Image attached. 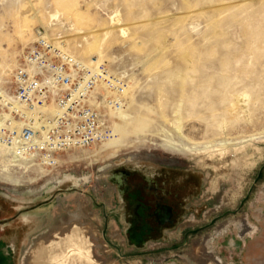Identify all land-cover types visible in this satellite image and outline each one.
<instances>
[{
	"label": "rangeland",
	"instance_id": "rangeland-1",
	"mask_svg": "<svg viewBox=\"0 0 264 264\" xmlns=\"http://www.w3.org/2000/svg\"><path fill=\"white\" fill-rule=\"evenodd\" d=\"M55 11L59 16L52 19ZM38 33L85 62L99 57L87 50V41L93 42L102 51L100 64L128 79L130 121L105 143L58 154L54 167L35 160L42 169L10 167L15 182L0 174L4 196L45 202L33 212L35 227L23 241L21 264L55 226L52 217L61 216L60 227L69 233L74 221L88 230L103 264H201L203 242L222 264H264V0H0L1 88L9 86ZM2 64L8 65L4 73ZM242 89L251 91V105L235 118L225 110ZM178 117L182 134L175 128ZM222 119L228 122L223 133L216 129ZM218 140L229 141L228 148L169 150L172 142L201 149ZM129 159L190 169L204 181L174 236L141 255H131L134 250L113 236L118 226L105 177L108 167ZM77 196L85 201L82 208ZM65 198L67 212L56 217ZM243 216L252 230L241 236L234 220ZM38 258L48 264L44 251Z\"/></svg>",
	"mask_w": 264,
	"mask_h": 264
},
{
	"label": "built area",
	"instance_id": "built-area-1",
	"mask_svg": "<svg viewBox=\"0 0 264 264\" xmlns=\"http://www.w3.org/2000/svg\"><path fill=\"white\" fill-rule=\"evenodd\" d=\"M127 86L125 75L104 64L91 66L38 33L9 86L0 88V146L54 167L58 154L111 136L95 102L100 96L109 107H122Z\"/></svg>",
	"mask_w": 264,
	"mask_h": 264
},
{
	"label": "flooded vegetation",
	"instance_id": "flooded-vegetation-1",
	"mask_svg": "<svg viewBox=\"0 0 264 264\" xmlns=\"http://www.w3.org/2000/svg\"><path fill=\"white\" fill-rule=\"evenodd\" d=\"M105 177L113 194L111 211L118 226H113L117 230L113 236L134 250L131 255L149 253L150 246L169 241L192 209L204 182L201 174L190 169L134 159L111 165ZM42 203L10 199L0 193V264H21L23 241L34 229L33 212ZM52 218L55 226L29 250L22 264H41L32 252L52 242L48 234L61 226Z\"/></svg>",
	"mask_w": 264,
	"mask_h": 264
},
{
	"label": "bare ground",
	"instance_id": "bare-ground-1",
	"mask_svg": "<svg viewBox=\"0 0 264 264\" xmlns=\"http://www.w3.org/2000/svg\"><path fill=\"white\" fill-rule=\"evenodd\" d=\"M58 13H59V11H55L54 13L50 14V17L52 19H55L59 16ZM113 18H114V16H111V18H110L112 22H113ZM43 36L48 38L46 35H43ZM49 40L53 41L51 39H49ZM253 40H255V39H253ZM256 40H258V39L256 38ZM54 43L66 51V48L64 46H61L62 45L61 42H58V43L54 42ZM87 44H88L87 50L95 51L99 55V57L96 58L93 55L88 59V61L86 63L91 65V66L99 65L101 63L102 51L100 49H97L96 47H94L93 42L89 43L87 41ZM250 61H251V59H250ZM7 68H8V65H3V64L1 65V71L3 73L6 71ZM128 87L129 86H127V88L125 89V91L123 93L124 104L122 105V107L111 108L107 104L104 103L103 98L100 96H98L97 100L96 99L93 100V102H95V100H96L95 104L98 106V108L100 110H103V112H105L104 116L107 119L108 126L111 129V137H112V132L113 133L118 132L121 129V127H123L125 125V123L127 121H130L129 117H128L129 114L125 111V106H126L125 94L128 91ZM244 88H246V87H244ZM250 92L251 91H247L246 89H242L241 91L239 90V91L235 92L233 95H231V99H230L231 104L227 106V109L225 111L226 112L229 111V114L233 115L235 118L240 117L241 114L244 115L246 112L248 113V109L250 108V105H251L249 102V93ZM98 94H99V92H98ZM223 100H226V99L224 98ZM213 116H215V115L213 114ZM246 118L250 119L248 114L246 115ZM111 120H112V122H111ZM179 120H180V117H178L176 120V121H178V124L175 126V128L179 131V133H181V125L179 123ZM215 120L216 119H214L213 121H215ZM112 123H113L114 128L112 127ZM227 123L228 122L226 119H222V120L218 121L216 123V129L220 130V132L222 131V133H223V129L226 127ZM213 132L214 131H212V133ZM214 134H215V132H214ZM262 134H263V132H262ZM250 136H252V135H250ZM111 137L107 138L102 143H105L106 141L110 140ZM254 138L256 139L259 137L252 136L251 139H254ZM214 142L215 143L209 142V144H211L210 146H202L201 149L191 147L188 144L183 143V142H181L180 144H177V143L175 144L174 142H172L169 150L172 152H175V153H179V154H185V153L200 154L201 151H203V150L206 151L211 147H214V148L220 147V148H226V149L228 148L227 143L229 141H227V140H218V141H214ZM116 143H117V140L115 137V140L111 141L110 144L114 145ZM230 150L231 149L229 148V151ZM110 152L108 154H110ZM230 152H232V151H230ZM0 158H1L0 174L2 175L3 179L11 180V182H15V180L12 178V176H11L12 174L9 171L10 167L22 169L24 172L33 168L34 166L39 167V165L35 164L32 159L25 158V157L13 156V155H11L9 149L2 147V146H0ZM229 159L232 160V162H233L232 158H229ZM39 168H41V167H39ZM262 191L264 192V187L262 188ZM77 197H78L76 199L77 203H79L80 207L82 208V205L84 204L85 201H84V199H82V197H80V196H77ZM66 202H68V200L66 198L61 199L59 205L56 208L55 216L60 215L63 212H65V213L67 212V203ZM59 218H58V221L62 220V218H60V219ZM66 222L64 221V223H66ZM234 222H235L236 226L239 227L241 236H243L244 233H246V232H251L252 226L246 221L244 216L239 217L238 219L234 220ZM70 227H72L70 233L68 232L69 228H67L66 226H65V229L60 227L58 229V232H55V231L52 232L51 231V233L48 234L47 239H49V240L51 239L52 242H50L46 246H41L39 251L34 250L32 253H35V255L37 257H39V253L44 251L47 254V263L48 264H71L72 263L71 261H77L76 264H82L83 262H85V264H103L95 256V253L93 252L95 245L89 240V237L87 235L88 230L76 221H74ZM223 227L224 226L217 227L216 231L223 228ZM62 233H65L63 238L61 237ZM47 239H44V240L46 241ZM203 244L205 245V242H203ZM204 245L201 248L199 256L196 255V256H198V260L200 261V263L201 264H219L220 259L219 258L214 259L211 255V252H209L208 249H206ZM56 248H63V249L61 250V252L59 251V253H57V252H55ZM220 263L222 264V262H220ZM133 264H136V263H133Z\"/></svg>",
	"mask_w": 264,
	"mask_h": 264
}]
</instances>
